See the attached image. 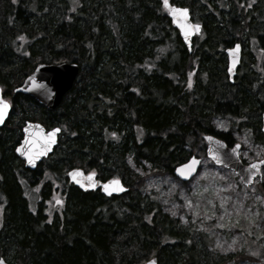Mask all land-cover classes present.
<instances>
[{
	"label": "trees",
	"instance_id": "1",
	"mask_svg": "<svg viewBox=\"0 0 264 264\" xmlns=\"http://www.w3.org/2000/svg\"><path fill=\"white\" fill-rule=\"evenodd\" d=\"M169 1L192 13V0ZM163 6V0H0L2 93L12 99L15 126L30 119L60 128L37 172L52 173L67 187L61 223L58 217L46 223L41 201L38 215H32L26 198L19 199L10 173L14 154L3 137L17 138V129L0 130L3 187L12 211L10 262L141 264L155 257L156 264H226L230 258L192 219L181 223L163 212L152 192L143 194V181L173 174L174 166L205 146L203 134L231 145L232 131L248 128L261 142L258 99L250 92L261 79L263 106L264 73H245L238 86L229 83L218 47L192 46L188 52ZM238 28L232 18L229 32ZM69 61L79 71L57 108L13 93L36 64ZM219 119L225 131L216 128ZM72 167L94 171L102 180L119 178L126 191L106 197L65 185Z\"/></svg>",
	"mask_w": 264,
	"mask_h": 264
},
{
	"label": "rangeland",
	"instance_id": "2",
	"mask_svg": "<svg viewBox=\"0 0 264 264\" xmlns=\"http://www.w3.org/2000/svg\"><path fill=\"white\" fill-rule=\"evenodd\" d=\"M191 6L192 12H196L197 4L193 2ZM263 59L264 47H244L241 78L250 70L256 71ZM250 93L254 97L262 96L256 88ZM5 98L11 99L9 94H5ZM216 128L225 131L226 122L219 119ZM235 131L232 136L241 143L240 158L245 163L264 160L262 141L257 142L248 128L243 132ZM204 149L200 147L195 153L201 157V166L191 179L181 181L173 174H153L143 181V194L152 192L159 199L163 212L181 223H186L187 216L200 225L216 250L229 255L226 264H264V164L260 178L245 187L238 178H232L234 173L229 169L210 167L204 158ZM33 190L25 191L31 209L38 199L36 188ZM52 203L44 208L45 211L53 209Z\"/></svg>",
	"mask_w": 264,
	"mask_h": 264
},
{
	"label": "flooded vegetation",
	"instance_id": "3",
	"mask_svg": "<svg viewBox=\"0 0 264 264\" xmlns=\"http://www.w3.org/2000/svg\"><path fill=\"white\" fill-rule=\"evenodd\" d=\"M171 2V1H169ZM197 4L196 12L193 11L190 14L191 21L194 24H199V32L193 36L192 39V46L193 47H218L219 50V59L222 64V67L224 69V73L227 76L226 67H227V56L225 53V49L228 47H233L234 45L238 44L241 48L240 50V63L236 69L235 75L233 76V81L230 82L227 76V81L229 83H236L238 81V78L241 77L239 74L242 71V55L244 51V47H264V0H194ZM174 4V3H172ZM164 11L167 15V10L163 6ZM233 18L234 23L236 27H242L245 28L240 29V31H237L230 33L228 30V27L230 25V21ZM219 23V24H218ZM247 24L254 26L256 29L247 30ZM243 62V61H242ZM263 62L264 59L261 61L260 65H258V69L256 71L250 70L255 75H259L262 77V74L264 73L263 69ZM259 77V78H260ZM254 78H258L255 77ZM244 80V78L241 79V81ZM260 81H257L256 83H252V89L258 87L259 85H262L261 79ZM242 85V84H240ZM262 95V94H261ZM257 97V96H256ZM257 107L258 112L260 113V128H261V113L264 111V105L261 106V103L263 101V97L258 98ZM11 103L10 112L14 111L12 110V99H8ZM260 107V108H259ZM17 111V110H16ZM9 115L7 119L5 120L4 124L0 126V130L4 131L6 133L7 131L16 130L17 129V138L13 139L10 137V135L5 134V141L8 144H11V150L14 154L13 162L10 165V173L12 175V179L14 181V184L17 188V193L19 196V199L22 201L23 198L27 197L25 195V191L27 189H33L36 188V194L38 195L37 203L35 204L34 208L31 209L28 204V208L32 215H38V209H40L39 201L42 202V213L47 219L46 223H51L53 221L54 217L59 218V223L62 222V217L64 214V209L66 206L65 202V196H66V190L67 187L63 186L58 177H56L54 174L41 171L37 172V168L41 162L36 166L34 169H28L24 166V161L17 156L15 153V148L19 144L20 139L22 137L21 128L27 121H35L30 119H25L23 123L20 126H15L16 118L14 115ZM8 120H11L14 122V124L7 123ZM37 122V121H36ZM46 128V127H45ZM47 130L50 129L46 128ZM1 132V131H0ZM261 133V130H260ZM1 135V134H0ZM261 141L263 143V134L261 133ZM11 142V143H10ZM48 158V157H47ZM45 158V159H47ZM44 160V159H43ZM3 161L1 159V153H0V259L5 261L7 264H19V263H12L10 260L12 253L8 249V226H9V220L11 206L9 205V198L7 196V193L5 192V188L3 187L5 185V175L4 172L6 169L3 168ZM97 178H99L97 176ZM100 179V178H99ZM65 185H73L67 178V175L65 173ZM74 186V185H73ZM75 187V186H74ZM77 188V187H75ZM79 189V188H77ZM80 190V189H79ZM99 190L101 194H103L100 189ZM96 190H85V191H96ZM82 191V190H80ZM82 191V192H85ZM45 192V193H44ZM42 194L44 196L42 197ZM104 195V194H103ZM105 196V195H104ZM113 196V195H110ZM109 197V196H106ZM53 200V203H52ZM57 200L62 201V203H57ZM52 203L53 209L49 212L45 211L44 208L48 207V204ZM8 217V218H7ZM18 243V242H17ZM21 256L20 252L15 254L14 260L18 261Z\"/></svg>",
	"mask_w": 264,
	"mask_h": 264
},
{
	"label": "water",
	"instance_id": "4",
	"mask_svg": "<svg viewBox=\"0 0 264 264\" xmlns=\"http://www.w3.org/2000/svg\"><path fill=\"white\" fill-rule=\"evenodd\" d=\"M170 4V3H169ZM172 5V4H170ZM176 8L187 9L186 7L176 6ZM167 10V16L170 20L171 25L176 29L182 43L184 44L186 50L191 52L192 46V38L195 34L199 32V30H195L191 28V25L194 24L189 15V10L187 11V19L185 20L183 17L177 15L173 16L170 13L169 9ZM181 24H184L185 29L181 28ZM185 31L188 32V36L185 37ZM237 45L233 47H228L225 49V53L227 56V67L226 72L230 82L233 81V76L235 75L236 69L240 63V50L241 48ZM239 46V45H238ZM229 49H235L233 52H229ZM231 69V71H229ZM79 71V67L76 62H61L55 64L43 63L40 62L36 64L33 70L27 74L22 82L14 88V93H20L31 97L35 100L39 105L47 109H55L59 106L63 96L68 92L77 77ZM0 99L7 101L9 107L7 111V115L4 117L3 122H0V126H2L7 119L11 103L5 99L2 95V90L0 86ZM58 128L59 131L55 133V142L48 144L46 148L42 147L44 144V140L41 137H46L47 133L52 129ZM261 133L263 134V145H264V111L261 113ZM22 137L20 139L19 144L15 148V153L18 157H20L24 161L25 168L34 169L42 161L43 158L47 157L53 150L54 146L57 143V137L60 133V128L55 126L48 130L39 122L36 121H27L21 128ZM208 137H212V139H208ZM26 138H28L31 143H25ZM205 142V156L216 166H221L223 168L229 169L232 171L239 179L240 183L243 186L251 185L256 178H260L261 176V167L264 163H260L264 161L263 159L252 160L250 162L244 163L242 159L239 157V151L241 149V145L238 142H235L231 145H227L225 141L220 139L219 137L213 134H203L202 136ZM23 145L25 149L31 148L32 151H40L42 154L39 155L33 163H28V158L22 155L20 152H17L16 149ZM238 146V147H237ZM195 158L197 163L195 165H190V161ZM201 158L197 155L189 156L185 161L174 166L172 173L175 177H177L181 181H188L191 179L199 170ZM256 164L257 168H251L250 165ZM75 169H79L83 175L78 176L77 179L81 181V183H77L73 180L72 176L69 175ZM179 170V171H178ZM181 172L184 175H181ZM89 172H84L83 169L78 167H72L66 171V175L68 180L77 188L82 191L85 190H96L100 189V191L106 196H118L123 194L126 191V186L123 184L121 179L119 178H108L105 180H100L96 177V174L92 178L95 183L94 187H87L89 180L87 179V174ZM253 173H255L253 175ZM118 180L119 185H110L109 190L105 191L104 184L111 180ZM84 186H81V185ZM119 188V190H113L115 188ZM149 261H154L156 264V258L152 257L147 259L141 264H148ZM0 264H7L5 261L0 259Z\"/></svg>",
	"mask_w": 264,
	"mask_h": 264
},
{
	"label": "snow or ice",
	"instance_id": "5",
	"mask_svg": "<svg viewBox=\"0 0 264 264\" xmlns=\"http://www.w3.org/2000/svg\"><path fill=\"white\" fill-rule=\"evenodd\" d=\"M163 4H164V7L166 9L170 10V13L174 17L179 15V16L183 17L185 20L187 19V11H188L187 9L176 8L175 6L169 4V0H163ZM185 27L186 26L184 24H181V28L182 29H185ZM190 27L198 31L199 28H200V25L196 24V25H191ZM184 34H185V37L188 36V32L187 31H185ZM238 47L239 46L237 45V48ZM233 51H235V49H229L230 53L233 52ZM229 71H231V69H229ZM189 86H191V81L190 80H189ZM8 107H9V105H8L7 101H4L3 99H0V122H3L4 117L7 115ZM58 131H59L58 128L52 129L50 132L47 133L46 137H41V139L44 140V144L42 145V147L46 148L48 144L54 143L55 142V133L58 132ZM112 135L115 136L116 134L112 133ZM208 139H212V137H208ZM25 143H31V141H29L28 138H26ZM16 151L20 152L22 155L26 156L28 158V163H30V164L33 163L34 160L39 155L42 154L40 151H32L31 148L25 149V147L23 145H21V147H18L16 149ZM196 163H197V161L195 160V158H193L190 161V165H195ZM260 163H264V161H261ZM250 167L251 168H257V165L256 164H252V165H250ZM254 174L255 173H253V175ZM69 175L72 176L73 180H75L77 183H81V181L79 179H77L78 176L83 175L79 169L73 170L72 172L69 173ZM94 175H95L94 171L93 172H89L87 174V179L89 180V183H88L87 187H94L95 183H97V182L92 180ZM181 175H184V173L181 172ZM110 185H119V181L114 179V180H111V181H108L107 183H105L104 184L105 191L109 190V186ZM81 186H84V185L82 184ZM113 190H119V188L117 187V188H115ZM57 203L58 204L62 203V201L57 200ZM148 264H154V261H149Z\"/></svg>",
	"mask_w": 264,
	"mask_h": 264
},
{
	"label": "bare ground",
	"instance_id": "6",
	"mask_svg": "<svg viewBox=\"0 0 264 264\" xmlns=\"http://www.w3.org/2000/svg\"><path fill=\"white\" fill-rule=\"evenodd\" d=\"M173 5V4H172ZM176 6H180V5H176ZM181 7H185V6H181Z\"/></svg>",
	"mask_w": 264,
	"mask_h": 264
}]
</instances>
